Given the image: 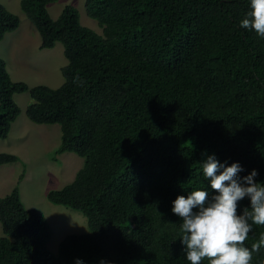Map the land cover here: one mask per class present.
<instances>
[{"label": "trees", "instance_id": "obj_1", "mask_svg": "<svg viewBox=\"0 0 264 264\" xmlns=\"http://www.w3.org/2000/svg\"><path fill=\"white\" fill-rule=\"evenodd\" d=\"M56 1L20 7L40 49L63 45L64 80L57 88L13 81L0 57V139L21 111L14 95L27 92L26 116L60 127L55 155L83 159L46 198L80 212L88 231L66 235L52 253L45 214L26 208L15 187L0 197V264H190L171 201L207 187L206 154L239 161L240 175L255 168L264 181V38L239 26L249 0H85L101 33L71 4L51 18ZM19 22L0 2V40ZM16 159L0 152V165ZM247 205L239 201L237 212ZM262 236L264 225L253 224L243 243L251 250ZM250 264H264V246Z\"/></svg>", "mask_w": 264, "mask_h": 264}, {"label": "rangeland", "instance_id": "obj_2", "mask_svg": "<svg viewBox=\"0 0 264 264\" xmlns=\"http://www.w3.org/2000/svg\"><path fill=\"white\" fill-rule=\"evenodd\" d=\"M0 2L20 19L18 27L0 40V57L6 61L11 79L30 86L44 84L57 88L64 80L61 67L67 63L63 45L57 42L52 48L40 49L39 32L21 9L20 0ZM84 3L85 0H57L48 4L47 9L55 19L66 4H71L78 8L83 25L101 33L96 20L87 15ZM14 99L21 111L8 137L0 139V152L12 153L17 159L0 165V197L18 187L24 206L37 208L45 214L51 228L47 247L57 254L62 238L83 234L88 231V225L80 212L49 202L46 193L71 182L83 159L73 152L55 155L54 150L60 142L59 125L37 124L26 116L25 108L32 102L27 92L15 94Z\"/></svg>", "mask_w": 264, "mask_h": 264}, {"label": "clouds", "instance_id": "obj_3", "mask_svg": "<svg viewBox=\"0 0 264 264\" xmlns=\"http://www.w3.org/2000/svg\"><path fill=\"white\" fill-rule=\"evenodd\" d=\"M249 4L239 26L264 38V0H249ZM200 167L207 187L171 201L172 213L181 220L179 240L185 259L190 264H200L205 258L208 264H250L252 251L264 246V236L251 250L243 243L253 224L264 225V181L255 179L257 169L240 175L246 170L239 161L229 164L218 160L215 153L206 154ZM245 198L248 205L238 213V202ZM74 264L86 261L74 258ZM98 264L112 262L102 258Z\"/></svg>", "mask_w": 264, "mask_h": 264}]
</instances>
